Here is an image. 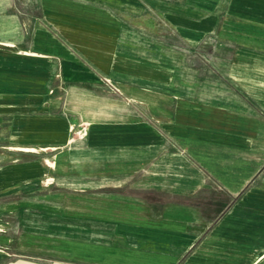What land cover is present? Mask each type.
<instances>
[{
    "label": "crops",
    "instance_id": "0c3cea01",
    "mask_svg": "<svg viewBox=\"0 0 264 264\" xmlns=\"http://www.w3.org/2000/svg\"><path fill=\"white\" fill-rule=\"evenodd\" d=\"M0 134L58 174L122 165L104 264H264V0H0Z\"/></svg>",
    "mask_w": 264,
    "mask_h": 264
},
{
    "label": "rangeland",
    "instance_id": "374dc122",
    "mask_svg": "<svg viewBox=\"0 0 264 264\" xmlns=\"http://www.w3.org/2000/svg\"><path fill=\"white\" fill-rule=\"evenodd\" d=\"M185 55L188 54L180 56L182 81L189 72L198 78L208 71L209 65L198 55ZM211 71L215 77L226 72L224 68ZM85 134V127L73 129L71 142L74 144ZM3 143L0 134V264H104L95 259L97 247L122 249L121 239L95 225L98 199L113 196L117 208L122 206V165L94 171L92 165L67 164L68 174L63 170L58 174L57 165L49 168L44 161L55 162L54 152L37 149L35 154L19 152L12 156V150L1 146ZM59 151L62 154L56 157L64 158V150L56 153ZM83 169L87 172L83 173Z\"/></svg>",
    "mask_w": 264,
    "mask_h": 264
},
{
    "label": "bare ground",
    "instance_id": "6f19581e",
    "mask_svg": "<svg viewBox=\"0 0 264 264\" xmlns=\"http://www.w3.org/2000/svg\"><path fill=\"white\" fill-rule=\"evenodd\" d=\"M15 150L17 151H21V152H26V153H36L37 150L34 148H16ZM45 164L47 167L49 168H55V163L50 161V160H46ZM49 181H51V178H48ZM237 244V243H236Z\"/></svg>",
    "mask_w": 264,
    "mask_h": 264
}]
</instances>
